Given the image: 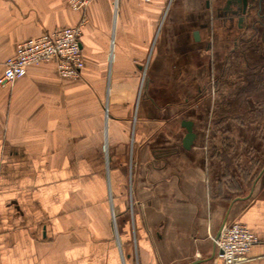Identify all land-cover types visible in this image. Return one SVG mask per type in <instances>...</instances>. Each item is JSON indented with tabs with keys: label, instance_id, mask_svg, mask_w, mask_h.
<instances>
[{
	"label": "crops",
	"instance_id": "crops-1",
	"mask_svg": "<svg viewBox=\"0 0 264 264\" xmlns=\"http://www.w3.org/2000/svg\"><path fill=\"white\" fill-rule=\"evenodd\" d=\"M191 1L163 31L168 0H0V76L21 42L81 23L85 59L78 78L50 62L0 86V264H225V222L257 239L239 264H264V173L249 193H208L193 121L183 147L206 69L190 35L212 29Z\"/></svg>",
	"mask_w": 264,
	"mask_h": 264
},
{
	"label": "trees",
	"instance_id": "trees-1",
	"mask_svg": "<svg viewBox=\"0 0 264 264\" xmlns=\"http://www.w3.org/2000/svg\"><path fill=\"white\" fill-rule=\"evenodd\" d=\"M260 14L252 35L232 33L238 45L214 82L219 102L206 125L213 134L210 158L217 159V166L210 163L220 184L216 193H246L264 173V8ZM219 135L221 147L214 142Z\"/></svg>",
	"mask_w": 264,
	"mask_h": 264
},
{
	"label": "built area",
	"instance_id": "built-area-1",
	"mask_svg": "<svg viewBox=\"0 0 264 264\" xmlns=\"http://www.w3.org/2000/svg\"><path fill=\"white\" fill-rule=\"evenodd\" d=\"M68 1L72 10L85 12L92 0ZM82 27L83 23L21 42L15 56L4 63L0 86L12 87L27 74L31 66L50 62L55 63L61 78L81 77L85 68L81 44ZM212 240L225 264L244 262L257 241L247 226L238 222L225 224L220 237H213Z\"/></svg>",
	"mask_w": 264,
	"mask_h": 264
},
{
	"label": "rangeland",
	"instance_id": "rangeland-1",
	"mask_svg": "<svg viewBox=\"0 0 264 264\" xmlns=\"http://www.w3.org/2000/svg\"><path fill=\"white\" fill-rule=\"evenodd\" d=\"M195 2H200L198 4L194 5V12H198V11H203L205 9L206 6V20H208V22H210V26H211V33L207 34V32L202 31L200 29H196L193 30L190 38L193 42H195V35H198L199 38V42L204 43V47H205V55H206V69L203 71V76H202V87H201V92L197 95H195L197 98H195L194 100H192L191 102L195 101V110L193 111V113L190 114L191 117H186L184 118V121H193L195 123V129L198 131V135L200 137V141L204 142L206 141V187L208 190V193H216L217 189H219V185L216 179V175L214 174V169H212V163L215 164L217 166V159L212 160L210 158L211 153L210 152V148L211 146H209L210 143V139L213 137L212 133V129L209 125H206V117H209V119H211V117L213 116V112H215V107L216 104H218L219 99H218V92L216 90V86H215V79L217 78V76L220 73V68L222 67V65L225 63V57L226 55L229 53V51L233 50L234 47H236L237 41L236 39H233L231 36L230 38L228 37V35L226 34V29L228 28L225 23L224 20L220 19L219 17V7L222 8L221 11H225V7L227 6V4H225V0H220V2L218 0H194ZM194 1H191L190 4H194ZM206 1V3H205ZM181 2L182 0H168L167 3V9L164 10V17H163V22L162 25L160 27H162V30L165 31L167 29V23H165V17L167 18L168 15H172L174 13H176V11L179 10H183L184 8L181 6ZM207 2L210 4V7L208 9L207 7ZM216 6H219L218 8H216ZM224 7V8H223ZM172 8V10H171ZM215 8V11H217L216 13L213 14V16L211 15L210 11H212V9ZM170 9V11H169ZM187 11L190 12L191 9H185ZM204 13V12H203ZM223 15V13H222ZM258 13L256 11H253L252 14H250V18L249 20H245L244 24H242V29L239 27V23H236L233 27V30L235 31H244L245 29L247 30L245 32L246 35H252V24L253 22H255L256 19L259 18V16L257 17ZM212 19V20H211ZM248 19V18H247ZM249 28V30H248ZM171 29V28H170ZM234 31V32H235ZM165 39V38H163ZM237 60V59H236ZM204 85V86H203ZM209 85H212L210 90H209ZM165 88H171L169 86H164ZM140 89H143L140 87ZM173 90H175L174 88H172ZM144 90V89H143ZM142 90V91H143ZM173 90H171L173 92ZM143 93V92H142ZM203 93V94H202ZM202 94V95H201ZM201 95V96H200ZM192 99V98H191ZM190 102V103H191ZM172 119V118H171ZM170 119V122H168V125H171L172 121ZM181 120V119H180ZM183 121V122H184ZM176 122V120H175ZM182 122V123H183ZM177 124L179 125V120H177ZM183 126V124H182ZM184 127V126H183ZM222 135H219L218 139H215V144H220L219 143V138ZM219 147H221L220 145H218ZM216 166H214L216 168ZM216 179V180H215ZM252 189V188H251ZM250 189V190H251ZM250 190H247L246 193H249ZM207 193V192H206ZM233 200V199H232ZM132 210H130L128 212V214H126L125 217H128V219H130V223L132 224L133 227V223H132V218H133V214L131 212ZM121 216V215H120ZM127 219V218H126ZM120 221H123V218L120 219ZM133 230H132V239H133Z\"/></svg>",
	"mask_w": 264,
	"mask_h": 264
},
{
	"label": "flooded vegetation",
	"instance_id": "flooded-vegetation-1",
	"mask_svg": "<svg viewBox=\"0 0 264 264\" xmlns=\"http://www.w3.org/2000/svg\"><path fill=\"white\" fill-rule=\"evenodd\" d=\"M224 3L227 4V6L225 7V11H221L222 8H220L219 16L224 17L223 20L227 24V29L233 30V27L236 23H239V27L242 29L243 26L241 25L240 18L243 16L241 14V10L243 9V0H225ZM248 6L249 12H251V10H254L258 13L257 17H260V13L264 8V0H248ZM248 14L249 13H247L245 16H247Z\"/></svg>",
	"mask_w": 264,
	"mask_h": 264
},
{
	"label": "water",
	"instance_id": "water-1",
	"mask_svg": "<svg viewBox=\"0 0 264 264\" xmlns=\"http://www.w3.org/2000/svg\"><path fill=\"white\" fill-rule=\"evenodd\" d=\"M247 13H249L248 0H243V9L241 10V14L245 16ZM240 20H241V25H242L244 23L243 16L240 18ZM195 37H196L197 40H199L197 34L195 35ZM182 124L186 128V130H187V134H186V136H185V138L183 140V147L185 149L189 150V149H191V147H192V145H193V143L195 142V139H196V134L194 133V124H193L192 121H184ZM256 183H257V180L254 183L253 189H254ZM253 189H252V191H253ZM225 224H226V222L223 223V225L221 227V230H222V228H223V226ZM221 230H220L217 238L220 237Z\"/></svg>",
	"mask_w": 264,
	"mask_h": 264
}]
</instances>
